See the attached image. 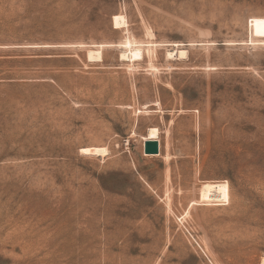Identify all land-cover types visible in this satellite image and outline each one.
I'll return each instance as SVG.
<instances>
[{
    "label": "rangeland",
    "instance_id": "rangeland-1",
    "mask_svg": "<svg viewBox=\"0 0 264 264\" xmlns=\"http://www.w3.org/2000/svg\"><path fill=\"white\" fill-rule=\"evenodd\" d=\"M0 264H264V0H0Z\"/></svg>",
    "mask_w": 264,
    "mask_h": 264
},
{
    "label": "bare ground",
    "instance_id": "bare-ground-1",
    "mask_svg": "<svg viewBox=\"0 0 264 264\" xmlns=\"http://www.w3.org/2000/svg\"><path fill=\"white\" fill-rule=\"evenodd\" d=\"M126 46L128 47L127 52H122L121 57L122 58H128L133 60L141 59L144 55L143 48L140 45L136 44V41L133 38H127L125 41ZM168 56H175L178 58H184L188 54L187 48L180 47V48H172L167 51ZM89 58H102V50L99 49H89ZM147 139H158L159 140V128L156 126L149 127L148 134L144 137V141ZM105 149H102V152H104Z\"/></svg>",
    "mask_w": 264,
    "mask_h": 264
},
{
    "label": "water",
    "instance_id": "water-1",
    "mask_svg": "<svg viewBox=\"0 0 264 264\" xmlns=\"http://www.w3.org/2000/svg\"><path fill=\"white\" fill-rule=\"evenodd\" d=\"M144 152L146 154L160 153V141L158 139H147L144 141Z\"/></svg>",
    "mask_w": 264,
    "mask_h": 264
}]
</instances>
